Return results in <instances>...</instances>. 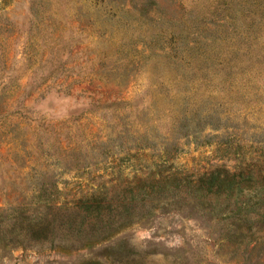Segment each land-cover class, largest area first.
<instances>
[{
  "label": "rangeland",
  "instance_id": "374dc122",
  "mask_svg": "<svg viewBox=\"0 0 264 264\" xmlns=\"http://www.w3.org/2000/svg\"><path fill=\"white\" fill-rule=\"evenodd\" d=\"M0 264H264V0H0Z\"/></svg>",
  "mask_w": 264,
  "mask_h": 264
},
{
  "label": "trees",
  "instance_id": "16d2710c",
  "mask_svg": "<svg viewBox=\"0 0 264 264\" xmlns=\"http://www.w3.org/2000/svg\"><path fill=\"white\" fill-rule=\"evenodd\" d=\"M233 144H236V147L234 148L235 149V152L236 153H240V149H241V145L239 144L238 140H233V143H229L228 146H231ZM226 149V148H225ZM221 170H217V173L216 174H212V173H209V175H207V177H209V183L206 187V189L214 186V184H212L213 182H216L215 184H219L217 186V188H220L221 186H224L222 184H225L226 185V188L227 190H231V189H234V186H240V184L242 183V181L245 179V174L242 173L241 171L237 172V173H234V174H225L224 172H221ZM221 175H223L224 178L221 177ZM203 176H200L199 177V180L202 181L203 180ZM219 181H221L219 183Z\"/></svg>",
  "mask_w": 264,
  "mask_h": 264
}]
</instances>
